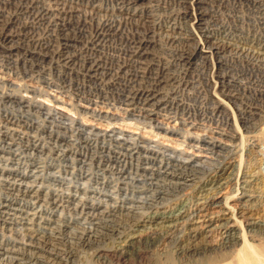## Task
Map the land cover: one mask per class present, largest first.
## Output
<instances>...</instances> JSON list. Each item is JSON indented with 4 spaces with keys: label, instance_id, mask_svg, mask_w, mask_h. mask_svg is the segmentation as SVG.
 Wrapping results in <instances>:
<instances>
[{
    "label": "rangeland",
    "instance_id": "rangeland-1",
    "mask_svg": "<svg viewBox=\"0 0 264 264\" xmlns=\"http://www.w3.org/2000/svg\"><path fill=\"white\" fill-rule=\"evenodd\" d=\"M91 1L113 14L102 13L92 20L81 14L91 11L87 2L68 0V9L83 12L63 16L52 11L41 20L43 7L61 9L65 1L0 0V122L1 118L16 122L8 127L0 123V169L29 175L38 169L40 179L35 176L28 183L63 191L53 174L65 178L67 169H77L80 175L98 169L146 168L142 158L132 155L133 143L123 146L114 138L121 133L125 138L140 135L141 142L158 146L167 156L182 152L184 158L194 157L181 164L160 156L162 165L149 168L169 169L194 179L195 184L210 169L240 162V175L261 177L255 188L259 200L252 204L251 213L264 219V0H143L133 9L122 8L125 14L120 12L122 0ZM55 20L58 24L49 26ZM103 20L115 29L106 32L95 50L90 40ZM205 41L213 48L208 58L197 54L198 44ZM139 52L146 54L139 57ZM94 65L98 70L91 72ZM158 81L161 84L155 88ZM144 89L159 92L160 99L184 121V130L205 138L208 146H182L177 135L135 125L131 115L134 107L141 108L136 94ZM166 115L160 112L158 121L179 127ZM134 116H139V110ZM14 130L28 131L30 136H18ZM155 179L154 188L139 186L145 187L139 189L141 193L150 190L149 195L143 193L149 196L150 207L189 208L199 198L193 197V182V186L177 187L166 177ZM10 185L0 178V201L21 204L10 208L8 215L0 212L1 264H82L97 250L113 246L114 239L134 222L102 217L90 229L89 246H84L82 228H89L91 221L61 213L48 200L41 228L34 225L28 231L32 217L13 212L24 206L27 195L11 191ZM236 189V183L225 184L219 192L232 197ZM111 229L117 232L109 234ZM32 231L40 242L29 246ZM131 261L128 264H138Z\"/></svg>",
    "mask_w": 264,
    "mask_h": 264
},
{
    "label": "bare ground",
    "instance_id": "bare-ground-1",
    "mask_svg": "<svg viewBox=\"0 0 264 264\" xmlns=\"http://www.w3.org/2000/svg\"><path fill=\"white\" fill-rule=\"evenodd\" d=\"M64 1L61 9L56 8L52 10L43 7V15L40 17L41 20L52 11H59L63 16H70L75 13L83 12L72 7H70L69 10L68 0ZM70 1L87 2L88 5H90L89 7H91V11H85L81 14L89 16L92 20H95L102 13L106 15H109V13L111 15L113 14V11L110 12L109 9L103 8L104 6L101 7L100 5L98 6V4L97 6L94 5V2L91 0ZM122 1L123 5L120 12H122V8L133 9L143 0ZM34 2H36V0H33V3ZM129 17L132 19L135 16L131 14ZM59 20L60 19H58V22ZM53 23L49 22V26H56L58 24L56 20ZM64 24L67 23L65 22ZM5 25H7V23ZM3 29L1 28V30ZM114 29L115 26L108 20H103V22L101 21V23H98L94 32L96 33L95 37L90 40L91 46H93V48L94 46L99 48L106 38V32H112ZM1 37L5 39L11 38L8 34H2ZM194 40H196V38H194ZM208 43H210V41H205L201 45L198 44L197 54L205 55V58L210 57L209 55H212L213 48ZM141 45L143 44L141 43ZM96 48L94 49L96 50ZM145 54L146 53H138L139 57ZM97 70V65L90 68L91 72ZM158 84H161V81H158L155 88L159 87ZM158 93L159 92H155V89L138 91L136 94V103L138 105L140 104L141 108L134 107V113L131 115L135 125L142 126V129L149 128V130L154 133L158 132L157 134L163 132L165 134L171 133L177 135L182 138V146L187 145L194 149H200L199 146L203 144L208 146L205 138L193 136L190 132L184 130L183 127L185 124L182 118H179L180 116L177 115L178 113L172 112L173 107L170 109V105L164 101L165 99H160ZM23 99H26V97ZM219 104L222 107L223 104ZM138 110L139 116H134L135 112H138ZM160 112H166V117L168 116L171 120L178 123L179 127L171 128L158 121ZM1 120L0 123H3L5 127L10 125L16 126V122L12 119L1 118ZM230 126L232 127L233 125ZM26 128L28 131L32 130L31 126H27ZM9 131L12 132L11 129ZM27 132L24 133L22 130H14L13 133L22 137L26 136L27 138L30 136V133ZM3 133H5L7 137L8 132L6 131ZM0 134L2 135L1 132ZM1 135L0 137H2ZM114 138L122 145L129 142L133 143V148L131 150L136 152L134 154L132 153V155L138 156L137 158H142L146 168L98 169L99 171L97 173H94L95 170L93 173L89 174L85 171L87 174L83 172L82 174L80 173V175H76L77 169H67L64 173L66 176L65 178H61L59 175H56V173L53 174V178L56 182H60L58 187H64L63 191L59 190L57 187H54L55 189L50 187V190H47L44 184H40L39 182L41 186L35 185L36 183L33 185H31L30 182L28 183L29 178L38 176V179H40L37 172L38 169H33L31 175H29L30 173H17L15 169H0V178L4 179V182L6 181L8 184H11V191H17L18 193L23 191L27 195L25 199L26 203H23L24 206L14 209L13 212L14 215L19 214L32 217L28 231L32 230L31 227H34V225L41 228V225L45 221V219L42 218L44 214L43 211L49 200L51 201L50 204L56 207L57 211L60 210L61 213H71V216L76 214L79 215V219L91 221L89 228H82L84 234L81 236L80 241L84 246H89L88 243H90L92 238L90 237L92 233L90 229L96 226L94 223L95 221L97 223L100 218L108 217V220H110L109 218L116 219L117 217H123L125 219H130V221H134L130 223L129 227H126L128 228L126 232L120 231L121 233L115 239L113 238V246L102 248L101 250H97L96 253L90 254L91 256L85 258L82 264H128L131 260L132 263L135 261L138 264H264V219L259 218L260 216L256 217L255 214L251 213L252 204L259 200L255 194V188L257 183L260 184V176L240 175L241 164L240 162H235V164L228 163V165H219L221 168L210 169L206 173V177L195 184L194 179L192 180L187 176H180L177 172L170 171V173L168 171L169 169H150V165H162V159L160 160L159 158L162 156L165 159L167 156L165 154L166 151L165 153L162 152L163 150L160 151L161 149L158 146L146 140L141 142L142 137H140V135H131L125 138L124 134L121 133L119 136H114ZM192 143L193 145H190ZM129 147H132V144ZM177 153L178 152H174L173 155L167 157L169 159L174 158L176 162H181V164H186L194 158H184L182 152ZM174 155L175 157H173ZM81 170L84 171V169ZM12 171H15L16 174H13ZM157 176L168 178L170 181L169 183L177 187L187 184L192 185L194 183L195 185H192L193 197L196 198L198 196L199 198L196 199L197 201L194 200L189 208H185V206L181 204L162 207H153L152 205L153 208L150 207L147 200L149 189H143V193L148 194L145 197L143 193H141V190H139L145 187L139 186L154 188L156 186L155 177L157 178ZM235 183L237 189L235 190L234 196L223 197L220 195L221 192L219 191L220 189L222 190L223 185ZM191 185L189 186L191 187ZM234 199H237L236 205H232V202H235ZM16 202L18 201L1 200L0 212L3 211V214L7 213L8 215L10 213V208H16L15 206L21 204ZM254 206H256V204ZM50 218H53L52 215ZM79 219H74L72 222ZM43 229L44 228H42V231ZM50 230H53V228ZM110 231L112 233L109 234L112 235L117 232L116 229H111ZM32 233L34 234L33 237L28 236L30 240L28 241L29 246H32L34 243L37 244L36 242L38 241L40 242V240L37 239L38 237H36L37 232L32 231ZM215 235L219 238L217 241L213 240ZM0 250H2V248ZM2 254L3 251H0V255ZM1 263L2 259H0V264Z\"/></svg>",
    "mask_w": 264,
    "mask_h": 264
}]
</instances>
